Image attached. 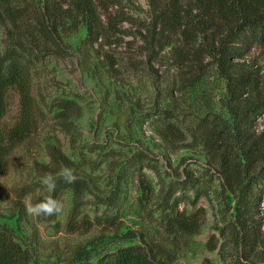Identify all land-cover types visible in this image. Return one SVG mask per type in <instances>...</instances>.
I'll list each match as a JSON object with an SVG mask.
<instances>
[{"label":"rangeland","instance_id":"obj_1","mask_svg":"<svg viewBox=\"0 0 264 264\" xmlns=\"http://www.w3.org/2000/svg\"><path fill=\"white\" fill-rule=\"evenodd\" d=\"M121 10L130 21L120 23L121 30L106 41L84 42L82 23L61 33L62 53L38 37L31 39L32 93L44 118L36 134L14 151L9 171L1 178L7 195L0 198V223L10 227L29 251L27 264H80L85 254L95 259L119 245L158 244L170 249L163 227L166 191L169 182L189 176L190 189L176 192L177 209L190 213L203 208L202 225L174 253L172 263L163 258L158 263L264 264V244L259 243L264 240V207L236 211L225 179L228 165L244 172L241 144L250 145L264 127L263 111L250 112L247 122L240 121L250 104L264 100V45L232 61L233 79L228 81L219 61L207 53L185 63L173 53L181 45L180 36L154 28L148 0H122ZM9 29V24H0V48L9 39ZM196 45L205 48L207 42L197 38ZM242 69L253 71L259 88H234ZM60 98L78 105V114L67 119L75 139L62 129L55 105ZM164 111L172 114L169 121L182 131V139L171 142L160 135ZM17 112L18 98L12 94L4 122L13 123ZM206 129L213 148L204 144ZM50 146L68 158L62 167L74 169L87 183L82 213L90 217L112 213L118 217L115 225L69 231L65 226L72 206L69 188L57 196L64 205L60 214L26 213L33 197L52 192L40 183L49 172L40 164L49 162ZM250 164L246 174L263 162ZM25 185L35 191L19 201L14 190ZM109 196H118L117 202L107 205ZM127 232L136 236L125 238ZM210 241L215 249L208 248Z\"/></svg>","mask_w":264,"mask_h":264},{"label":"trees","instance_id":"obj_2","mask_svg":"<svg viewBox=\"0 0 264 264\" xmlns=\"http://www.w3.org/2000/svg\"><path fill=\"white\" fill-rule=\"evenodd\" d=\"M148 4L154 28L158 27L159 33L180 36L181 45L174 48L173 53L181 61L185 63L190 57L197 60V56L207 53L219 61L218 65L222 67L228 81L233 79L230 69L236 62L233 64L232 61L243 59L256 45H264V0H148ZM121 5L122 0H0V24L10 25L9 39L0 48V198L7 195L1 178L9 171L10 157L20 145L36 134L39 123L44 118V112L32 93L31 39L38 37L55 51L62 53L64 48L61 33L75 30L82 23L86 26L84 42L93 44L99 39L106 41L121 30L120 23L130 21L122 12ZM153 35H150L151 40L154 39ZM197 38L207 42L205 48L196 45ZM242 71L235 78L237 82L233 84L234 88H259L253 71ZM12 94L17 95L18 112L13 123L8 124L4 122V118ZM55 105L60 109L62 129L71 139H75L76 132L67 119L78 114V105L62 98ZM261 111L264 112V100L250 104L242 112L240 121L247 122L248 113ZM163 114L164 124L160 130L162 138L171 142L182 139V131L174 122L169 121L172 114L169 111H164ZM202 134L206 135V147L213 148L215 142L210 140L207 129ZM193 138L197 139L195 136ZM241 149L245 159L242 168L244 172L241 174L235 164L228 165L225 179L228 189L234 195L235 210L256 212L264 207V127L257 139L250 145L241 144ZM48 156L49 162L40 164L46 171L57 172L69 163L66 155L56 146L49 147ZM218 156L223 159L220 154ZM250 160L263 164L256 171L246 174V170L251 167ZM136 170L141 173L140 169ZM190 187L189 176L168 184L164 199L163 227L170 236V249L158 244L119 245L95 259L85 254L80 258V264H159L158 261L162 258L165 263H172L175 260L174 253L186 243L188 237L199 231L204 217L203 208L190 213L177 209L180 196H176V192ZM64 188H69L72 193V206L65 224L69 231L83 233L94 224L113 226L118 222V217L106 211L93 217L82 213L87 183L81 178H77L72 184L60 179L51 194L40 193L33 197L32 202L39 203L46 196L57 198ZM14 191L21 201L23 196L33 193L35 187L25 185ZM117 197L109 196L105 203L113 205L117 202ZM135 236L134 232H127L124 237ZM259 243L263 245L264 240ZM207 246L215 249V244L211 241ZM29 260V251L16 240L13 230L0 223V264H27Z\"/></svg>","mask_w":264,"mask_h":264},{"label":"clouds","instance_id":"obj_3","mask_svg":"<svg viewBox=\"0 0 264 264\" xmlns=\"http://www.w3.org/2000/svg\"><path fill=\"white\" fill-rule=\"evenodd\" d=\"M62 179L67 184H72L77 180L75 170L69 167H62L59 172L53 174L51 172L45 173L40 178V183L49 191L56 189L58 180ZM63 203L61 200L52 196H46L42 201L36 204H29L25 211L29 216H47L51 217L58 215L63 211Z\"/></svg>","mask_w":264,"mask_h":264}]
</instances>
